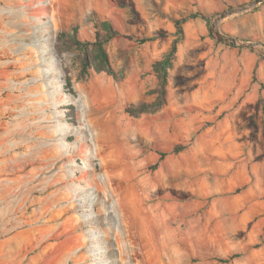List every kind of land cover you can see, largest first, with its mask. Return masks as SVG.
I'll list each match as a JSON object with an SVG mask.
<instances>
[{"label":"rangeland","instance_id":"obj_1","mask_svg":"<svg viewBox=\"0 0 264 264\" xmlns=\"http://www.w3.org/2000/svg\"><path fill=\"white\" fill-rule=\"evenodd\" d=\"M257 1L0 0V264H264V77L203 107L178 64L197 23L264 59Z\"/></svg>","mask_w":264,"mask_h":264},{"label":"crops","instance_id":"obj_2","mask_svg":"<svg viewBox=\"0 0 264 264\" xmlns=\"http://www.w3.org/2000/svg\"><path fill=\"white\" fill-rule=\"evenodd\" d=\"M220 1L219 4L215 0H200L201 6L208 8L210 12L212 6L218 10L222 8ZM224 22V31L227 34H240L238 29L243 22ZM186 39V45L180 49L178 64L192 63L195 67L200 66L191 74L185 73L186 77H192V82L183 86L186 91L191 89V103L195 105L208 107L215 103L234 104L251 85L254 71L264 77V59H261L260 51L255 48L231 47L223 42L218 43L216 39L208 36V28L203 23L190 25ZM171 41L172 39L165 41V51ZM251 101L252 97L248 94L244 105Z\"/></svg>","mask_w":264,"mask_h":264},{"label":"trees","instance_id":"obj_3","mask_svg":"<svg viewBox=\"0 0 264 264\" xmlns=\"http://www.w3.org/2000/svg\"><path fill=\"white\" fill-rule=\"evenodd\" d=\"M184 21H185V18L184 19H174V22H175V25H176V28H177V36L178 37L173 41L171 49H170V51H169V53L167 55V59L170 60V61H168V67L172 66V62L176 58V55H177L178 44L184 38V32H183V29H182V24H183ZM119 34L120 33L118 31H114L113 32L111 30V28H110L109 29L108 39L104 40L103 42L102 41L99 42V41H97L99 39H95L96 42L92 43L93 45H95L96 49L100 52V54H102V60H103V63H104V67H102L99 71H105V72H107L110 75H114L113 69L111 68V66L109 64V60H108L107 54L105 52L104 45L108 43V40H110L111 38H114L115 36H117ZM160 36L163 37L164 34H161ZM217 38H218L219 41L222 40L220 37H217ZM64 41L67 44H75V45L81 47L82 49H85V47L87 45H89L88 43L84 44L81 41H79L78 37L72 38L70 34H69V37L64 35ZM89 68H90L89 59L87 57H85L83 59V73H84V75L91 76ZM166 85H167V77H166V74H165V76L162 77V81H161V85H160V90L162 91V95H164V97H165V95L167 93ZM186 148H187V146L180 145V146H178L175 149L174 152H179V151H182V150H184ZM158 154L160 155V159L163 160L169 153L158 151ZM256 247H258V245ZM240 256L241 255L236 254V255L231 256L230 258L218 257L217 261H219L222 264H228V263H230L231 261H233L234 259H236V258H238Z\"/></svg>","mask_w":264,"mask_h":264},{"label":"water","instance_id":"obj_4","mask_svg":"<svg viewBox=\"0 0 264 264\" xmlns=\"http://www.w3.org/2000/svg\"><path fill=\"white\" fill-rule=\"evenodd\" d=\"M261 2H262V0H258L257 1V3H261ZM235 13L236 12L225 13V14L221 15L220 20H224L226 17L232 16ZM219 36L226 43H229V44L234 45V46H240V41H238V39H236V38H233V37H227V38H225L221 34ZM259 44L262 45L263 43H257V44H255V43H247V44L246 43H242L241 45L242 46H245V47H249V48H254V47H256Z\"/></svg>","mask_w":264,"mask_h":264}]
</instances>
